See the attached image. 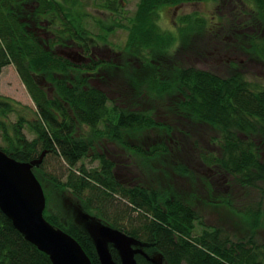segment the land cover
I'll return each instance as SVG.
<instances>
[{"label": "trees", "instance_id": "1", "mask_svg": "<svg viewBox=\"0 0 264 264\" xmlns=\"http://www.w3.org/2000/svg\"><path fill=\"white\" fill-rule=\"evenodd\" d=\"M19 1L30 0H2L0 5V73L14 64L36 111L35 117L28 119L0 96V116L19 115L15 136L7 137L6 146H0V150L24 162L43 157L33 170L42 186L49 182L57 189L69 190L85 213L135 238L145 252L136 256L137 264H161L154 259L157 256L164 264H264V245L252 238L235 241L228 232L216 228L194 233V222L199 219L194 206L174 190L186 192L178 187L181 178H187L192 186L200 183L213 194L224 183L230 193L237 187L242 191L260 187L259 183L264 190V86L252 84L237 67L227 76L179 59L172 60L169 68L163 67V57H178L177 49L172 50L177 42L188 53L193 51L203 58L188 35L194 36L206 20L197 14L183 16L180 24L185 26H180L177 38L160 28L158 10L210 0H140L127 23L118 25L128 37L123 46L111 48L109 60L98 57L101 48L97 39L104 43L107 35L101 37L86 27L90 14L83 8L85 0H34L35 22L46 18L51 25V52L40 46L34 31L26 29L27 15L13 14L11 6ZM87 1L99 11L103 8L110 12L111 18L114 15L115 22L111 20L107 31L95 19L98 30L113 33L125 11L121 7L113 9L111 0L104 6L97 4L100 0ZM234 1L241 12H232L228 25L210 32L216 41L212 50L222 45L252 53L251 61L264 65V0ZM241 2L246 6L244 11ZM246 9L247 14L242 16ZM240 34L247 38L248 45ZM210 40L204 44L209 49ZM67 46L83 48L94 58L78 65L55 52ZM238 64L233 62L232 66ZM155 102L166 109L152 107ZM159 109L165 116L167 112L169 116L171 112L178 117L185 114L221 132L220 139L210 140L214 146H207L209 150L201 153L206 175L198 169L190 170L187 164L192 146L199 145L198 139H189L193 134L182 128L173 136L169 121H159ZM6 124L3 122L7 130ZM24 127L34 132L33 139L26 138ZM177 127L182 125L177 123ZM153 132L157 140L150 145L135 143ZM95 139H109L116 147L112 152L106 144L103 153H98ZM124 155L139 161L144 171H151V167L162 170L172 181L173 191L117 179V162ZM89 156L99 161V168H86L83 161ZM49 167L54 171H46ZM243 209L252 226L264 217L256 209ZM59 227L80 243L92 264H101L95 240L88 239L74 224ZM0 264H52L49 256L29 242L1 210Z\"/></svg>", "mask_w": 264, "mask_h": 264}, {"label": "rangeland", "instance_id": "2", "mask_svg": "<svg viewBox=\"0 0 264 264\" xmlns=\"http://www.w3.org/2000/svg\"><path fill=\"white\" fill-rule=\"evenodd\" d=\"M100 1L101 2H98L97 4L101 5L103 3V6L109 4V0L108 2H105V0ZM228 1L229 0H210L198 4H184L176 7L167 5L158 10V25L160 28L177 38H180V28L183 27V25L185 26V24H180V19L183 16L197 14L199 18L202 17L201 19L204 18L206 20L205 25L201 27L199 31H194L196 32L194 36L193 33L188 35L190 40L194 41L198 50L200 51L201 49L203 52V58L200 59L196 52L193 53V51H191L188 53V49L182 48L179 45V42H177L172 50L177 49L180 58H178L179 55L178 57L173 55L172 58L163 57V67L169 68L172 60L176 61L179 59L184 64L198 65L203 69H207L222 76L233 74L238 70L237 68H240L245 72L247 79L252 84L257 85V87H259L258 85L264 86V65L261 62L258 64L253 63L251 61L252 53L247 55L246 53L237 50H228L231 48H223L222 45L219 46V44V48H217L216 51L212 50L216 41L213 38L214 35L210 32L213 30L219 31L221 30L219 27L228 25L232 19V12H234V15L241 12V6L237 5V2L234 0ZM139 2L140 0H123L122 2H120V0H118V2H116V0H111L110 6H112L113 9L121 7V9L125 11L122 20L115 25L113 33L111 31V33L103 32L107 31L106 29L111 26V20L115 22L114 15L111 18L110 12H105L103 8L99 11L95 4H91V2L89 3L87 0L83 2L85 12L90 14V18L85 22L86 27L101 37L107 35V39L104 37V43L99 39H97V42L101 47H104V45L111 46L104 48L110 50L109 55H111V48L115 49L118 46H123L127 40L128 32L124 29L119 30L118 25L127 23V19L135 13ZM246 12L247 9L245 12L241 13L242 16H245L247 14ZM95 19L100 21V23H103V26L105 27L104 31L98 30L95 27ZM237 31L238 33H241V30ZM233 38L234 37L232 36L231 39ZM241 39L246 40V44L248 45L249 41H247V38L241 36ZM209 40L211 41V49L204 45ZM191 47H193V49L196 48L194 45ZM104 49H102L101 52H103ZM71 50L75 52L79 49H77L76 46H71ZM71 50H67L66 48L59 49V51L69 52ZM97 54L99 55V53ZM227 60L230 62L227 63ZM233 62H239L242 66L241 64H238L233 67ZM99 85L101 86L100 83ZM0 96L1 98L11 101L13 105L16 106V110L20 111L22 115H26L28 119H33L35 117L36 107L34 102L21 78L17 75L13 65L6 66L0 74ZM152 107L165 108V106L158 102H155ZM159 117V121H169L168 123L173 128V136L178 132L177 129L182 128L190 130L193 134L192 138L189 139H198L199 145L197 147L192 146L193 150L190 153L191 157L187 159V164L190 170L198 169L202 174L206 175V169L202 166L203 164L200 160L201 153H206L203 149L206 151L209 150L207 146L210 148L214 146H212L210 140L220 139L222 135L221 132L212 125L193 120L185 114H181L178 117L175 116L173 112H171L169 116L167 112V116H165L163 110L159 109ZM18 118L19 115L17 112L10 113L6 117H2V115L0 116V119H2L0 121V146H6L5 139H7V137L15 136L14 126L17 125ZM3 122L7 123V130L4 129ZM177 123L182 125V127H177ZM22 132L27 139L31 140L35 137L34 132L27 127H24ZM156 138L157 136H155L154 132L149 134V137L144 134V136L137 139L138 141L135 143L144 142L149 144L156 141ZM168 139L172 138L169 137ZM106 144L111 145V140L95 139L94 148L97 149L98 153H103V148ZM187 149L191 150V146H188ZM126 158L127 156L124 155L122 160L125 161L124 165H126L127 168H120L118 170L120 176L119 179H123L126 183L130 184H134L135 182L141 183L147 188H164L173 191L172 187L174 188V185L172 181L169 178H166L165 174L162 173V170H156L151 167V171H144L139 166L140 163L139 165L137 164L139 161L127 160ZM83 163L89 170L100 167L99 161H93V156L87 157ZM46 171L53 172L54 170L49 167V170L46 168ZM180 180L178 187L185 189L186 192L177 189L174 190L182 198L192 202L191 204H193L194 210L199 217V219L194 222V233L201 234L204 230H213L214 228L223 229L228 232L231 238L235 241L241 239L247 241L252 238L251 240L255 243L264 245V217H259L255 226H252V223H249V218L243 211V208L249 207L264 213V190L260 188L263 184L259 183L260 187L246 189L245 191H242L241 188L237 187L236 189L231 190L230 193L229 189L226 187L227 183H224L221 186H217V194H213L210 190L202 188L200 183L192 186L187 178H181ZM43 186L47 200L44 216L46 215V217L53 220V223L51 222V224L61 230L63 229L59 227L60 225L69 228L70 225L74 224L79 227L78 229L88 239L97 241L100 237L99 228L103 225L101 220L95 218L93 215L85 213L79 202L72 196L69 190L57 189L49 182H44ZM224 201L226 202L224 203ZM261 221L262 224L258 225ZM252 227L255 228L253 229ZM107 246L109 247L116 264H122L118 250L112 247L110 242H108ZM134 248H141V246L136 244ZM154 259H156L158 263L160 262L161 264H164L161 257L157 256V258Z\"/></svg>", "mask_w": 264, "mask_h": 264}, {"label": "water", "instance_id": "3", "mask_svg": "<svg viewBox=\"0 0 264 264\" xmlns=\"http://www.w3.org/2000/svg\"><path fill=\"white\" fill-rule=\"evenodd\" d=\"M42 161L43 157L19 161L0 150V210L29 242L49 256L52 264H92L80 243L44 216L46 195L33 171ZM99 236L96 251L101 264H116L108 242L118 250L122 264H137L136 256L145 255L142 248H134L137 240L120 230L103 225Z\"/></svg>", "mask_w": 264, "mask_h": 264}, {"label": "flooded vegetation", "instance_id": "4", "mask_svg": "<svg viewBox=\"0 0 264 264\" xmlns=\"http://www.w3.org/2000/svg\"><path fill=\"white\" fill-rule=\"evenodd\" d=\"M1 4H2V0H0V5ZM241 5H243L242 11H244L246 6H245V4L243 2H241ZM251 7L254 10L253 5ZM11 8L13 10V14L21 13L24 16L27 15L26 16V20H24V21H27L26 29L28 31H34L35 34L37 35V37L40 38L39 42H38L40 44V46L44 47L48 52H51L52 51L51 50V46H50V39H51V30L50 29H51V25H50L49 21H46V18L43 19L42 21H39V23L35 22V14H36V10H37V7H35V1L34 0H30L28 2L19 1L18 3H15V4L13 3ZM107 46H110V45H104V47H101V45H100L101 49L99 51L98 57H100L102 59L105 58L107 60H109L111 58V55H109L110 50L104 49V48H107ZM66 49L67 50H71V46H67ZM77 49H79V50H77L75 52H73L72 50L70 52L69 51H59V49L55 50V52L58 55L63 56L64 58H66L69 61H71V62H73L75 64H78V65H81L83 63H89L94 58L92 56V55H94L93 53L91 55H87L83 48H77ZM102 49H104L103 52H101ZM66 54H70V55H66ZM0 62H1V58H0ZM11 65H13L17 75L19 76L17 68L14 66V64H11ZM8 66H10V65H8ZM259 139H263V138H259ZM107 146L112 152H113V150L116 147V146H111V145H107ZM104 149H105V146H104ZM119 162H120V164H119V166H117V169H116L117 179H119V177H120L119 174H118V170L120 168H127V166L124 165V162H125L124 160L121 159V161H118L117 163H119ZM126 177H128V176H126ZM112 247H113V245H112Z\"/></svg>", "mask_w": 264, "mask_h": 264}]
</instances>
